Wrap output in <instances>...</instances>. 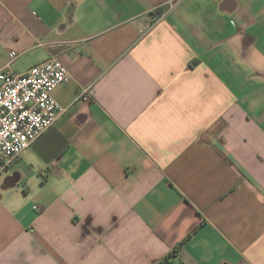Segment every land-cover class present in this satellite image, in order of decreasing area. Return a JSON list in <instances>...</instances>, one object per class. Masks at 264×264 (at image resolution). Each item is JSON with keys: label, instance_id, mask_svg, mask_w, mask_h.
Returning <instances> with one entry per match:
<instances>
[{"label": "crops", "instance_id": "crops-1", "mask_svg": "<svg viewBox=\"0 0 264 264\" xmlns=\"http://www.w3.org/2000/svg\"><path fill=\"white\" fill-rule=\"evenodd\" d=\"M50 58L0 264H264V0H0V69Z\"/></svg>", "mask_w": 264, "mask_h": 264}, {"label": "built area", "instance_id": "built-area-1", "mask_svg": "<svg viewBox=\"0 0 264 264\" xmlns=\"http://www.w3.org/2000/svg\"><path fill=\"white\" fill-rule=\"evenodd\" d=\"M167 6L171 8L172 3ZM158 13L162 17L166 11ZM69 80L67 68L57 58L24 74L0 69V175L66 111L53 94ZM92 99V89L84 90L79 98L85 102Z\"/></svg>", "mask_w": 264, "mask_h": 264}, {"label": "trees", "instance_id": "trees-1", "mask_svg": "<svg viewBox=\"0 0 264 264\" xmlns=\"http://www.w3.org/2000/svg\"><path fill=\"white\" fill-rule=\"evenodd\" d=\"M180 247H181V246H179L178 248H176V250H175L173 256H177V255L179 254ZM169 260H170V259L167 258L166 260H164V262H163L162 264H174V263H171Z\"/></svg>", "mask_w": 264, "mask_h": 264}]
</instances>
